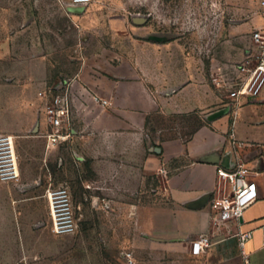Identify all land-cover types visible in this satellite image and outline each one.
I'll return each instance as SVG.
<instances>
[{
  "label": "crops",
  "instance_id": "1",
  "mask_svg": "<svg viewBox=\"0 0 264 264\" xmlns=\"http://www.w3.org/2000/svg\"><path fill=\"white\" fill-rule=\"evenodd\" d=\"M27 28V22L0 20V134L15 137L18 155L25 141L41 140L48 170L54 151L59 172L69 171L71 157L89 173L90 199L126 205L134 226L78 230L72 236L80 242L73 244L45 228L48 242L35 263L17 259L21 233L3 229L8 219L0 216V264H246L239 232H252L245 251L251 264H264V87L235 108L202 60L171 43H141L135 63L87 60L73 73L75 118L64 130L70 136L52 145L40 93L59 91V77L47 56L17 53L18 41H31ZM241 164L248 173L238 184L255 182L258 198L239 223L220 221L214 203L233 191L220 171ZM113 188L126 194L115 198ZM145 189L151 200L130 198ZM203 237L212 245L195 254L192 243Z\"/></svg>",
  "mask_w": 264,
  "mask_h": 264
},
{
  "label": "rangeland",
  "instance_id": "2",
  "mask_svg": "<svg viewBox=\"0 0 264 264\" xmlns=\"http://www.w3.org/2000/svg\"><path fill=\"white\" fill-rule=\"evenodd\" d=\"M0 20L27 22L31 41H18L17 53L47 56L60 88L78 80L72 75L87 60L111 61L116 67L135 63L140 44L152 42L171 43L175 50L192 54L203 61L210 75H233L235 69L257 59L260 48L252 35L264 24V14L257 0H97L75 7L65 0H0ZM42 150L41 140L25 141L19 153L21 180L0 183V216L8 219L3 229L11 227L21 233L17 236L18 260L27 256L37 263L42 257V245L48 242L43 229L53 230L49 191L62 185L71 192L78 230L134 226L126 205L90 199L89 173L74 167L71 157L67 159L69 171L59 172L54 151L48 170L42 166ZM125 190L112 189L115 198L126 194ZM147 190L130 198L151 200ZM164 190L160 189L158 198ZM31 229L39 235H27ZM64 236L66 244L80 242L72 234ZM84 239L87 243L90 236ZM25 247L27 253L21 251Z\"/></svg>",
  "mask_w": 264,
  "mask_h": 264
},
{
  "label": "built area",
  "instance_id": "3",
  "mask_svg": "<svg viewBox=\"0 0 264 264\" xmlns=\"http://www.w3.org/2000/svg\"><path fill=\"white\" fill-rule=\"evenodd\" d=\"M72 6H87L97 0H65ZM259 8L264 14V0H257ZM253 40L260 48L256 60H251L231 74L218 73L214 82L221 90H226L228 97L239 107L242 98L258 96L264 87V24L257 28L252 35ZM75 80H70L63 85L59 91L41 92L40 96L46 98L44 111L46 113L52 131L47 135L50 144L56 145L67 140L75 118L76 92L74 90ZM95 101L108 104L98 95H94ZM248 173L244 164L238 166L233 172L220 171V175L228 179L233 186V191L226 197L217 199L214 203L220 221L240 222L245 210L258 198L257 185L255 182L247 185H239ZM21 180L19 166V155L16 148V140L13 135L0 134V183L17 184ZM51 203V215L53 220V232L57 235H70L78 230V223L75 218L71 192L68 187L61 186L49 191ZM264 233V226L262 227ZM240 247L246 264H251L249 255L245 251L247 241L252 237V232H239ZM212 245L208 237L193 241L192 250L195 254H201Z\"/></svg>",
  "mask_w": 264,
  "mask_h": 264
},
{
  "label": "water",
  "instance_id": "4",
  "mask_svg": "<svg viewBox=\"0 0 264 264\" xmlns=\"http://www.w3.org/2000/svg\"><path fill=\"white\" fill-rule=\"evenodd\" d=\"M75 7V6H74Z\"/></svg>",
  "mask_w": 264,
  "mask_h": 264
}]
</instances>
